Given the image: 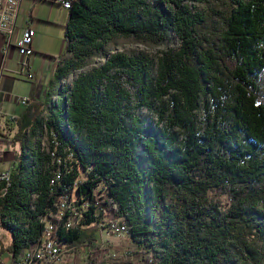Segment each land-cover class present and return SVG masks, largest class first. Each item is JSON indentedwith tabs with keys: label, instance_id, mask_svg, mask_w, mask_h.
Returning <instances> with one entry per match:
<instances>
[{
	"label": "trees",
	"instance_id": "obj_1",
	"mask_svg": "<svg viewBox=\"0 0 264 264\" xmlns=\"http://www.w3.org/2000/svg\"><path fill=\"white\" fill-rule=\"evenodd\" d=\"M68 14L0 198L6 254L48 227L73 254L117 221L141 264H264V0H72Z\"/></svg>",
	"mask_w": 264,
	"mask_h": 264
},
{
	"label": "crops",
	"instance_id": "obj_2",
	"mask_svg": "<svg viewBox=\"0 0 264 264\" xmlns=\"http://www.w3.org/2000/svg\"><path fill=\"white\" fill-rule=\"evenodd\" d=\"M68 16V10L44 0H20L9 41L0 34V173L16 165L23 122L33 119L43 109L44 96L63 52V26ZM26 28L32 29L34 35L32 55L23 66L16 43ZM28 74L31 79L27 78ZM21 99H25L24 104Z\"/></svg>",
	"mask_w": 264,
	"mask_h": 264
},
{
	"label": "built area",
	"instance_id": "obj_3",
	"mask_svg": "<svg viewBox=\"0 0 264 264\" xmlns=\"http://www.w3.org/2000/svg\"><path fill=\"white\" fill-rule=\"evenodd\" d=\"M19 1L20 0H0V34L4 35L8 41L14 30ZM44 1L68 10L72 0ZM33 35L34 31L30 28H26L23 30L20 39L16 43V49L21 57V64L23 66L27 65V60L30 55H32L31 42ZM27 78L31 79V75L28 74ZM19 101L22 104L25 103V99ZM10 178V170L0 173V198L3 197L4 190H7L10 184ZM60 179L61 173L55 172L50 179L49 185H55ZM60 208L63 211L74 212L71 202L66 199H61ZM70 226L71 221L69 220L66 223V228H70ZM51 229V227H48L45 236L43 235L35 247L24 250V253H20L16 258H11L10 256L7 258L0 257V264H61V260L64 254H66L65 247L62 243L57 242L50 236ZM104 231L107 235L113 234L116 237H123L127 234V227L124 222L109 221ZM1 233L2 228L0 225V234Z\"/></svg>",
	"mask_w": 264,
	"mask_h": 264
},
{
	"label": "rangeland",
	"instance_id": "obj_4",
	"mask_svg": "<svg viewBox=\"0 0 264 264\" xmlns=\"http://www.w3.org/2000/svg\"><path fill=\"white\" fill-rule=\"evenodd\" d=\"M170 46H178V40L174 36H172ZM130 49H137L152 55L157 51V49L129 41L122 42L119 46V50L121 51ZM72 79L73 77L69 79V82H71ZM262 85L264 87V78L262 79ZM147 114L148 113L142 109L138 111L140 117H144V115ZM44 146H46V141H44ZM89 231H93L96 242L90 244L82 243V246L77 248L76 253L64 254L61 264H80L84 260H88L89 262L94 261V264H130L131 262L133 264H141L139 255H136V251L131 248L132 245L126 235L123 237H116L113 234L107 235L104 230L95 226H91L86 232ZM10 241V232L7 229H3V232L0 234V251L3 250L4 253L0 257H8L5 251L9 247ZM131 251L135 252L132 256H128V253Z\"/></svg>",
	"mask_w": 264,
	"mask_h": 264
},
{
	"label": "bare ground",
	"instance_id": "obj_5",
	"mask_svg": "<svg viewBox=\"0 0 264 264\" xmlns=\"http://www.w3.org/2000/svg\"><path fill=\"white\" fill-rule=\"evenodd\" d=\"M63 212H64V211H63ZM63 212H62V213H63ZM63 214H64V213H63ZM62 217H63V216H62Z\"/></svg>",
	"mask_w": 264,
	"mask_h": 264
}]
</instances>
